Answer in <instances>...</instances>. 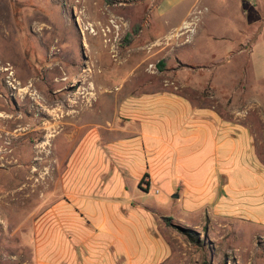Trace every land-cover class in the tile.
<instances>
[{
    "label": "rangeland",
    "instance_id": "1",
    "mask_svg": "<svg viewBox=\"0 0 264 264\" xmlns=\"http://www.w3.org/2000/svg\"><path fill=\"white\" fill-rule=\"evenodd\" d=\"M237 1H191L183 18L201 21L192 38L199 43L208 41L212 30L236 32L242 19ZM158 2L0 0V264H35L34 230L48 223L54 228L59 223L66 242L71 241L69 214L48 212L72 185V154L92 152L96 146L105 158L110 128L121 130L113 123L115 116L133 97L170 91L194 104L212 105L226 118L235 110L255 130V151L264 167V107L255 100L260 95L264 99V85L262 92L244 85L248 69L239 68V73L237 58L224 59L232 49L220 40L210 45L217 65L208 77L172 72L178 63L153 56L149 45L162 30L159 22L167 19L154 12ZM150 21L157 24L141 27ZM135 24L140 29L127 43ZM255 59L264 62L259 45ZM260 68L264 72L263 64ZM206 77L212 85L203 91L174 88L199 85ZM219 80L234 91L217 95ZM89 137L94 141L87 147ZM145 179L130 184L129 199L119 202L154 213L149 229L167 249L153 264H264L263 197L260 207L223 213L216 201L189 204L179 193L169 198L163 189L145 191Z\"/></svg>",
    "mask_w": 264,
    "mask_h": 264
},
{
    "label": "crops",
    "instance_id": "2",
    "mask_svg": "<svg viewBox=\"0 0 264 264\" xmlns=\"http://www.w3.org/2000/svg\"><path fill=\"white\" fill-rule=\"evenodd\" d=\"M191 1L159 0L156 4V15L167 19L159 22L162 30L150 41L153 56L173 59L178 64L170 70L176 74L208 77L217 65L212 63L215 55L209 53L214 52L210 45L224 41L232 49L226 50L224 59L237 58L234 69L239 73L248 69L249 79L245 78L244 85H255L254 91H260L264 62L258 64L253 54L258 45L264 50V0H238L236 8L242 19L236 32L216 34L210 28L213 32L208 41L199 43L192 36L201 21L183 18ZM154 24L157 21L141 27L152 28ZM197 49L199 53H194ZM207 77L199 85L176 84L174 88L191 87L200 92L212 85V78ZM218 82L214 85L217 95L235 89H224L223 81ZM260 96L255 98L256 106L264 107ZM124 103L120 116H115L121 122H113L121 130L114 133L116 129L110 128L112 133L105 138V158L96 146L92 152L72 154V185L64 192L65 198L48 212L51 216L69 214L71 241L66 242L59 223L55 228L52 223L37 227L35 264H153L159 260L167 245L149 229L154 213L119 202L129 199V185L144 176L145 191L150 187L163 189L169 198L179 193L189 204L216 201L223 213L261 206L264 167L255 151L256 132L235 115V110L226 118L212 105H197L170 91L133 97ZM90 141L94 138L89 137L84 145L89 147ZM136 216L140 221L131 223Z\"/></svg>",
    "mask_w": 264,
    "mask_h": 264
},
{
    "label": "trees",
    "instance_id": "3",
    "mask_svg": "<svg viewBox=\"0 0 264 264\" xmlns=\"http://www.w3.org/2000/svg\"><path fill=\"white\" fill-rule=\"evenodd\" d=\"M139 29H140V25H139V24H135L134 27H133V29H132V33L129 34V35H127V37H126V42H127V43H130V42H131V40L133 39V36L136 35V34L138 33ZM167 220H169V219H166V221H167ZM185 232H186V234H188L190 237H191L192 234H193V232L190 231V230H185Z\"/></svg>",
    "mask_w": 264,
    "mask_h": 264
},
{
    "label": "bare ground",
    "instance_id": "4",
    "mask_svg": "<svg viewBox=\"0 0 264 264\" xmlns=\"http://www.w3.org/2000/svg\"><path fill=\"white\" fill-rule=\"evenodd\" d=\"M78 21H80V20H78ZM8 68H4V70H7ZM89 69H87L86 71H88Z\"/></svg>",
    "mask_w": 264,
    "mask_h": 264
},
{
    "label": "water",
    "instance_id": "5",
    "mask_svg": "<svg viewBox=\"0 0 264 264\" xmlns=\"http://www.w3.org/2000/svg\"><path fill=\"white\" fill-rule=\"evenodd\" d=\"M176 196V195H175Z\"/></svg>",
    "mask_w": 264,
    "mask_h": 264
}]
</instances>
